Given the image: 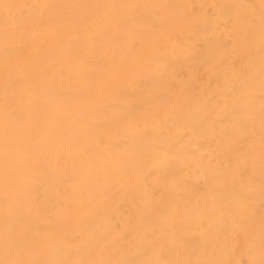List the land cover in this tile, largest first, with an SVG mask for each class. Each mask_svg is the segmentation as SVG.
<instances>
[{
	"label": "bare ground",
	"instance_id": "1",
	"mask_svg": "<svg viewBox=\"0 0 264 264\" xmlns=\"http://www.w3.org/2000/svg\"><path fill=\"white\" fill-rule=\"evenodd\" d=\"M0 264H264V0H0Z\"/></svg>",
	"mask_w": 264,
	"mask_h": 264
}]
</instances>
